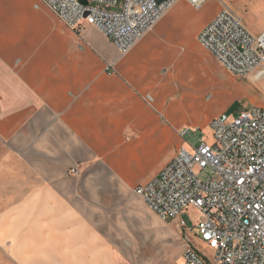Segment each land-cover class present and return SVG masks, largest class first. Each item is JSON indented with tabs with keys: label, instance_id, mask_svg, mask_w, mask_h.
<instances>
[{
	"label": "crops",
	"instance_id": "obj_1",
	"mask_svg": "<svg viewBox=\"0 0 264 264\" xmlns=\"http://www.w3.org/2000/svg\"><path fill=\"white\" fill-rule=\"evenodd\" d=\"M205 4L177 2L122 55L41 0H0V264H185L190 246L211 257L184 214L165 222L135 193L192 129L246 96L264 109V81L232 75L201 45L227 8Z\"/></svg>",
	"mask_w": 264,
	"mask_h": 264
},
{
	"label": "built area",
	"instance_id": "obj_2",
	"mask_svg": "<svg viewBox=\"0 0 264 264\" xmlns=\"http://www.w3.org/2000/svg\"><path fill=\"white\" fill-rule=\"evenodd\" d=\"M41 1L70 29L92 26L124 55L181 0H125L119 11L99 6L117 7L121 0ZM186 1L200 8L208 0ZM199 41L232 75L264 81V32L252 34L229 8L205 27ZM210 128L212 143L201 138L192 150L181 148L158 177L135 193L165 222L198 211L201 219L193 228L211 257L190 246L185 264H264V109L222 114ZM206 171L218 179L203 180ZM70 172L80 175L78 167ZM180 226L188 230L182 220Z\"/></svg>",
	"mask_w": 264,
	"mask_h": 264
},
{
	"label": "rangeland",
	"instance_id": "obj_3",
	"mask_svg": "<svg viewBox=\"0 0 264 264\" xmlns=\"http://www.w3.org/2000/svg\"><path fill=\"white\" fill-rule=\"evenodd\" d=\"M125 0H121L117 7H109V6H99L102 9L108 11H119L123 7V3ZM216 1L222 2L226 5L227 8L234 11L243 19L244 25L246 28L248 27H258L263 30L264 28V0H208L206 2L205 9H209L212 7ZM95 5V4H94ZM241 78V77H239ZM255 90L260 94L262 98H264V86L262 82H259L257 85L254 86ZM249 96L244 97L245 99L241 101H237L233 106H231L227 110V114L238 116L242 111L246 108H250L255 106L251 100L248 98ZM218 109L209 106V110L206 113L208 117L210 114H215ZM191 135L185 138V141L188 143L186 145L189 150L191 148L197 147L199 145V140L203 138L207 143L213 142V132L210 127L204 129H192ZM191 146V148L189 147ZM212 177L213 179L217 180L218 176L212 174L210 171H206L202 173L201 178L203 180H207L208 178ZM201 216L199 215L198 211L195 209H190L186 214H184L181 218L184 221L189 229H192L194 233H196L195 228H193V223H196ZM208 256H211V253L207 251Z\"/></svg>",
	"mask_w": 264,
	"mask_h": 264
},
{
	"label": "water",
	"instance_id": "obj_4",
	"mask_svg": "<svg viewBox=\"0 0 264 264\" xmlns=\"http://www.w3.org/2000/svg\"><path fill=\"white\" fill-rule=\"evenodd\" d=\"M85 3H87V2H85Z\"/></svg>",
	"mask_w": 264,
	"mask_h": 264
}]
</instances>
